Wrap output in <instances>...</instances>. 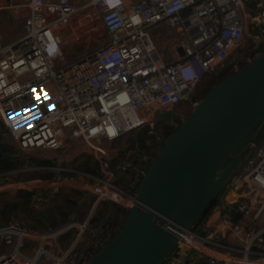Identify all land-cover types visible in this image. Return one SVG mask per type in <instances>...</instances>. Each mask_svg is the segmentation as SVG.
<instances>
[{"label": "built area", "instance_id": "2783aa9c", "mask_svg": "<svg viewBox=\"0 0 264 264\" xmlns=\"http://www.w3.org/2000/svg\"><path fill=\"white\" fill-rule=\"evenodd\" d=\"M0 11L20 30L4 42L0 25V121L23 158L20 167L0 173V188L27 191L34 210L73 190L97 205L134 207L135 192L115 174L129 173L133 180L125 185L136 188L151 156L115 143L158 129L161 112L182 104L194 109L206 75L235 67L234 53L245 42L254 55L264 42V0H23L0 4ZM162 28L175 34L168 56L151 32ZM98 41L66 60L73 44ZM241 59L251 61L248 53ZM78 142L97 162L96 172L76 166ZM31 156L54 163L38 165ZM11 178L22 180L7 183ZM224 188L197 227L178 233L164 264H264V140ZM92 215L46 231L9 215L0 223V248H10L0 264L87 263L114 234L90 222Z\"/></svg>", "mask_w": 264, "mask_h": 264}, {"label": "water", "instance_id": "95a60500", "mask_svg": "<svg viewBox=\"0 0 264 264\" xmlns=\"http://www.w3.org/2000/svg\"><path fill=\"white\" fill-rule=\"evenodd\" d=\"M179 53L184 54L180 48ZM169 113L161 112V119ZM254 130L238 153L240 142ZM263 140L264 45L245 68L219 81L181 119L137 183L136 205L85 264H159L176 246V232L200 221L232 173ZM115 177L124 184L133 180L125 171Z\"/></svg>", "mask_w": 264, "mask_h": 264}, {"label": "rangeland", "instance_id": "374dc122", "mask_svg": "<svg viewBox=\"0 0 264 264\" xmlns=\"http://www.w3.org/2000/svg\"><path fill=\"white\" fill-rule=\"evenodd\" d=\"M20 1H23V0H0V4H9L11 2H20ZM1 12L2 11H0V17L4 18V20L7 22V23H4V21L1 22L3 35H4L3 41L5 40L6 42H8V41H10L11 38L14 39L15 37H17L20 33V30H19V26L18 27L14 26V23H17V22L14 21V23H13L12 17L7 16V19H6L3 15V13H1ZM6 14H8V12H6ZM154 31H155V29H151V32L154 34V39H155L157 47L161 51H163V52L165 51L164 52L165 56H168V51L170 50V44L172 43V41L175 37V34L167 28H162L161 30H157V31H155V33H154ZM101 43H102L101 41H98V42H94V43H89V42L84 43V44L81 43L79 45L73 44L72 45V49H73L72 53H74V54L71 55V53H69V54H67V56L65 54L66 60H73L76 56L81 55L85 50H87L89 48H94V47L100 45ZM249 48H250V44L247 41L244 43L242 49L238 48V50H236L234 53L236 55V58L239 59L235 63L236 66L235 67L234 66L227 67L226 69H224L222 71L239 72L243 68H245V66L249 62L247 63L246 60H242V59L240 60L241 54L248 51L249 59L251 61L255 57V56L252 57L254 55L253 53H249V51H250ZM68 51H70V50H68ZM257 54L258 53H256L255 55H257ZM215 76H216V73L215 74L212 73V74L207 75L205 78H203V80L200 81V83L198 84V86L195 89V95L199 96V97H203L205 92H206V88H205L207 86L206 83L208 81H212L213 78H215ZM176 110L178 111V113H180L181 119H183L187 114H189L193 110V108L188 106V105L185 106V104H182L181 106L177 107ZM180 122H181V120L179 121V123H173L172 125L176 128L179 126ZM142 132L147 137L146 140H147L148 144H152L153 139L159 141L160 139H162V136H163V132H162V129H160V127L156 130L140 129V130H137L135 132H132L131 134H129L123 138H120L115 143L116 144L115 146H118L120 149H125V148H128L129 146H131L132 144H136L137 143L136 142L137 137L139 136V133H142ZM0 134L3 138V140L10 143L6 128L3 127L2 125H0ZM150 135L151 136L153 135L154 137L149 138ZM247 144H248V141L246 139L241 141L237 147V152L238 153L241 152ZM73 147L75 148V152L80 154V158L78 157L79 159H81L80 162L82 160L85 161L87 158L91 159L90 155L87 154V152H86L87 148L83 143L78 142V143L74 144ZM60 153H61V151H57L56 153L50 152V154H52V155L53 154L59 155ZM66 156H67V159L72 157V155H67V154H66ZM247 157L248 156H246L244 158L243 162L246 160ZM80 162H79V164H80ZM90 164H91V162H90ZM76 166H78V164H76ZM11 179L7 180V183L11 184L13 182H17V181L22 180L21 178H16L17 179L16 181H13L14 178H11ZM2 182L3 181H1V183ZM120 184L123 185L122 183H120ZM9 187H12V186H6V187L0 188V208L2 207V205L4 203V200H10V201L16 202L17 206L15 207L14 212L9 213L10 215L13 214V215L17 216L19 219L25 221L31 227H33L34 229H37L39 231H46L49 229L59 227V226L64 224L65 217L60 215L56 209V205H60L65 211H69V205L64 202L62 195L61 196L56 195L54 201L51 204L41 208L40 210H36V211L34 210L36 215H35V213L32 215V212H34V211L30 212L31 209L28 206V202L25 205L24 197H22L21 195L18 194V191L21 189L14 188V187L9 188ZM123 187L125 188L126 185L124 184ZM71 192L72 191H69V192L68 191L67 192L62 191L61 194L66 193L68 195L77 196L78 199L82 196L81 200L85 199V201H86L85 205L83 206L84 211L82 212V214H81V212L79 214H77L78 215L77 217L80 219L79 221H81V219L83 218L84 215H86V216H89L92 214L94 215L96 212L103 214V213H106L107 211H109V209H110L104 203H102V204L99 203L98 205L96 203H94L93 197L90 194L83 193V195H78V194L71 193ZM121 218H122V216H121ZM123 219H122V221H123ZM5 220L6 219H3L1 214H0V223L4 222ZM94 225L95 224H93V226ZM93 226L89 227V229H91ZM74 229H75V233H73V234L76 235L78 233V230L76 228H74ZM69 239L70 238H64V241L67 242Z\"/></svg>", "mask_w": 264, "mask_h": 264}, {"label": "trees", "instance_id": "16d2710c", "mask_svg": "<svg viewBox=\"0 0 264 264\" xmlns=\"http://www.w3.org/2000/svg\"><path fill=\"white\" fill-rule=\"evenodd\" d=\"M264 42L260 45V47L258 48V51L260 52L263 48ZM249 50H251V48H249ZM248 52V51H247ZM249 53H252L251 51H249ZM255 55H253L252 57H254ZM230 67V66H229ZM235 72H225V71H221L216 73L215 78H213L212 81H208L206 83L207 88H206V92L205 94L214 86L216 85L219 81H221L222 79H224L225 77L233 74ZM204 94V96H205ZM203 96V97H204ZM203 97H199L200 99H202ZM161 123L160 129H162L163 132V136L162 139H160L159 141L156 142V140L153 139L152 144H148L147 143V137L144 135V131L142 133H139V136L137 137V143L136 144H132L131 147H137L140 150L146 151L147 153L150 154L151 159L154 157V155L156 154L157 150L159 149V147L164 143V141L178 128V127H174L173 125H168L166 124L163 119L159 120ZM0 125H2L4 127V125L2 124V122L0 121ZM144 130H147V128H143ZM255 130L252 131L251 133H249L244 139H246L247 141H249V139L252 137V135L254 134ZM150 137H154L153 135L149 136ZM126 149V148H125ZM150 159V160H151ZM23 158L19 157V155L15 152V149L12 147V145L10 143H8L7 141L3 140L1 134H0V173L3 171H6L8 169H12V168H16V167H20L23 164ZM30 160L35 163V164H49V163H54V161L52 160H47V159H41L35 156H31ZM81 159H79L77 161L78 167L83 168L85 170H89V171H94L96 172L98 165L97 162L94 159H90L87 158L85 161L82 160L80 162ZM90 160V161H89ZM231 160L230 157H228L224 164H227L229 161ZM80 162V164H79ZM91 162V164H90ZM150 163V161L148 162V164ZM147 164V166H148ZM124 185V184H123ZM128 186H126L125 188H127ZM136 188L133 189H128L131 192H135ZM225 192V188L223 187L220 192L218 193V195L213 199L212 203L210 204V206L206 209V211L204 212L202 218L200 219L199 222H197L193 227H197L196 225H199L201 223V221L203 219H205V217L207 216V214L209 213V211L217 204L220 203L221 198L223 197ZM71 193H75L78 195H83L84 192L82 191H78V190H73ZM18 194L21 195L22 197H24V203L25 205L27 204L28 200H29V193L25 190H19ZM61 196L64 200L65 203H67L69 205V211H65L60 205H56V209L57 212L62 215L63 217H65V221H71V220H80L77 216V214H79L81 212L84 211L83 210V206L85 205L86 201L81 200L82 196L78 199L77 196H73V195H68L66 193L61 194V192L57 193V196ZM104 203L107 207H109V211H107L106 213L100 214L98 212H96L94 215H92L90 222H95L96 225H108L109 227L114 229V234L118 231L122 219L125 217L126 214V210L122 209L120 206H118L117 204L113 203V202H109V201H102L100 202V204ZM17 206V203L14 201H10V200H4V203L2 205V207L0 208V214L2 216L3 219H6L10 214V212H14L15 207ZM29 208L31 209L30 212L34 211V209H32L28 203ZM36 211V210H35ZM32 212V215L35 213ZM36 215V213H35ZM122 216V218H121ZM84 217H86V215L83 216V218L81 219V221L84 219ZM121 218V219H120ZM70 233H67L64 235L65 238L69 237ZM113 234V235H114ZM170 255V253L160 261L159 264H164L167 259L168 256Z\"/></svg>", "mask_w": 264, "mask_h": 264}, {"label": "flooded vegetation", "instance_id": "af4514ba", "mask_svg": "<svg viewBox=\"0 0 264 264\" xmlns=\"http://www.w3.org/2000/svg\"><path fill=\"white\" fill-rule=\"evenodd\" d=\"M247 53H248L247 51L244 52V55H246ZM205 88H207V86ZM168 112H170V113L168 114L167 119L166 120H163V121L166 124H168V125H172L173 123H179V121L181 120V115H180V113H178V111L176 110V108L171 109ZM172 112L174 113V115L171 114ZM119 182L124 183L123 181H119Z\"/></svg>", "mask_w": 264, "mask_h": 264}, {"label": "crops", "instance_id": "0c3cea01", "mask_svg": "<svg viewBox=\"0 0 264 264\" xmlns=\"http://www.w3.org/2000/svg\"><path fill=\"white\" fill-rule=\"evenodd\" d=\"M3 15H4V17L7 19V15H5V14H3ZM2 21H4V23H7V22L4 20V18H1V17H0V25H1V22H2ZM2 25H3V24H2ZM1 28H2V26H1ZM2 32H3V30H2ZM154 33H155V32H154ZM3 37H4V35H3ZM11 39H12V38H11ZM11 39H10V41L13 40V39H12V40H11ZM154 40H155V39H154ZM10 41H8V42H10ZM4 42H6V41L4 40ZM164 52H165V51H164ZM164 54H165V53H164ZM206 76H207V75H206ZM206 76H205V77H206ZM205 77H204V78H205ZM236 216H238V215H236ZM9 249H10L9 246H3V247L0 248V253H4V252L8 251Z\"/></svg>", "mask_w": 264, "mask_h": 264}, {"label": "bare ground", "instance_id": "6f19581e", "mask_svg": "<svg viewBox=\"0 0 264 264\" xmlns=\"http://www.w3.org/2000/svg\"><path fill=\"white\" fill-rule=\"evenodd\" d=\"M176 233H179V232H176Z\"/></svg>", "mask_w": 264, "mask_h": 264}]
</instances>
